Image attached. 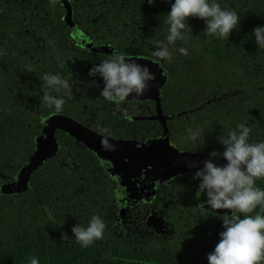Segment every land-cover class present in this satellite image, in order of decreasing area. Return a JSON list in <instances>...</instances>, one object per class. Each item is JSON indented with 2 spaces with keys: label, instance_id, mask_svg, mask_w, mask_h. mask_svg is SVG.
I'll return each instance as SVG.
<instances>
[{
  "label": "trees",
  "instance_id": "16d2710c",
  "mask_svg": "<svg viewBox=\"0 0 264 264\" xmlns=\"http://www.w3.org/2000/svg\"><path fill=\"white\" fill-rule=\"evenodd\" d=\"M69 1L74 16L108 17V39L117 42L119 47L130 48L132 53L152 52L148 50L153 48L155 40L163 42L167 33L170 0H155L151 6L147 0ZM217 2L239 17L240 24L229 38L218 39L206 34L203 21L189 18L191 31L170 48L171 58L157 59L168 71L161 91L165 112H184L187 101L198 103L196 106L201 109L195 107L196 116L204 118L199 117L200 123L190 125L212 133L206 134L211 139L204 142L199 139L194 144L218 145L219 153L223 151L221 141L236 130L237 124H249L251 142L264 139V49H258L250 36L254 27L264 25V0ZM9 5V0H0V11L10 12ZM18 13L29 17L37 13L62 16L64 9L58 0H44L39 5L35 2L19 8ZM8 22L0 16V157L12 158L19 165L29 149L23 140L35 134L30 133L33 130L28 125L30 120L19 117L26 105L8 100L11 94L5 81L11 79L3 69L12 50L6 44L10 32ZM45 38L48 42L56 41L52 36ZM178 47L186 48V54H179L175 50ZM33 49L30 44L28 53H16L13 57L18 63L21 59L28 63L35 55ZM15 140L18 141L15 143ZM67 149L73 158L72 167L51 166L43 171L47 177H54L55 171L60 175V189L52 180L51 184L49 179L41 182L36 173L28 191L38 197L34 199L31 195L32 202L20 197L0 204V264H28L31 256L37 258L38 264H207V254L219 239L214 235L219 219L202 213L186 221L180 213L181 219H171L174 231L169 236L119 233L108 219L113 192L110 182L101 174L99 159L80 142L71 146L69 143ZM13 170L0 167L7 175ZM46 184L51 186L45 189ZM256 186L264 188V179L257 180ZM37 199L42 202L41 206ZM258 210L259 207L255 213ZM93 214L105 223L103 238L81 248L71 239V228L78 223L85 225ZM61 233L68 234L69 240H61Z\"/></svg>",
  "mask_w": 264,
  "mask_h": 264
},
{
  "label": "flooded vegetation",
  "instance_id": "af4514ba",
  "mask_svg": "<svg viewBox=\"0 0 264 264\" xmlns=\"http://www.w3.org/2000/svg\"><path fill=\"white\" fill-rule=\"evenodd\" d=\"M40 1L43 2L44 0H9L10 5L8 10L10 12L0 11V16L9 21V40L6 44L12 49L11 54L7 55L6 66L3 68L8 72L7 78L11 79L5 81L11 94V96H8V100H12V104L26 105V110L21 112L19 117L26 121L30 120L31 123L28 125L32 126L31 129H33L30 133L35 134L33 137H29L28 140L26 139L22 142L23 145L29 146V149L25 156H23L21 164L15 165L12 158L0 157V167L14 169L9 175L0 171V185L13 183L19 171L33 157L37 149V138L42 135L45 121L49 117L55 115L68 117L89 131L117 140L158 138L161 136L163 130L161 123L154 118L158 114L155 99L128 98L124 102L106 100L100 95L99 88L103 85L99 77L96 78V83H94L88 76V69L93 64L108 59L112 55L109 52L101 51V49H110L114 52L122 53L125 57H145L149 61L157 63L164 70V74L167 77V69L152 55L158 40H155L152 44L153 48H149L148 51L151 50L152 52L141 50L138 53H132L130 48L119 47L117 42L108 39V33L106 32V29L109 27L106 23L109 19L108 17L74 16L71 6L72 12L69 23L66 18L67 11L60 0L58 1L64 9L62 16H46L44 13H37L35 17L19 15V8L24 9V7L35 2H38L39 5ZM47 36L55 37L56 41L48 42L45 38ZM20 42L22 43L20 44ZM30 44L34 47L33 52L36 56L32 55L33 57L28 63H25L24 59H21L20 63H18L17 59L13 57L14 54L28 53V46ZM22 48L23 50L21 51ZM170 51L172 50L170 49ZM46 72L59 73L69 83L68 95L64 96L65 104L62 106V111L60 112H56L40 102L39 97L42 94L40 77ZM60 95H64V90L61 91ZM196 105L198 103L193 104L187 101L186 107L183 109L184 112L166 113L163 108L162 95L160 96L162 115L164 118H167L166 124L173 146L183 152L208 157V153L212 151L217 152L218 145L211 147V144H200V146L186 139L187 129H197L191 126L192 124L190 125V123L196 121L200 123L198 118H204V116H196L195 107L201 109ZM246 126L249 127V124L247 123ZM101 129L106 131L101 132ZM199 130V139L202 142L211 139L206 136V134H211V131L207 133L204 128H199ZM55 137L57 142L56 154L31 173L28 189L36 173H38V179L41 182L44 183L49 179V183L51 184L52 180L54 182L53 185L57 189H60V175H56L57 172L55 171L54 177H50L49 175L47 177L43 175V171L45 170L46 172V168L51 166L60 168L62 165H68L72 167L73 158L69 155L67 146L69 143L71 146L74 142L80 141H77L61 130L55 132ZM17 141L15 140V143ZM82 145L90 151L84 144ZM218 159H222V157L214 158V161ZM224 163V160L216 162L217 165L221 166ZM101 169L103 170L101 174L107 178L112 186V201L110 202V206L108 205L107 210L110 222L113 221L115 215L119 214L140 218L139 220L134 219L132 221L130 229H125V227L120 228L117 231L119 233L131 236L136 234H145L150 237L169 236L174 231L172 221L174 219H181L180 213L183 214L186 221L202 213H206L209 218L219 219L218 216H215L217 213L200 206V203L205 199L203 194H201L199 199L195 196L198 184V181L192 178V173L195 169H188L181 174L172 176L170 179H168L169 171H167L164 174L166 178L161 177L162 179L155 181L153 190L146 189L144 191V193L150 194L148 201L145 203L140 201L139 205L132 202L129 207L121 204L116 208L113 207L115 196L114 184L103 165ZM161 173L162 171L159 170L158 176L162 175ZM136 178L141 182H151L150 176H146L145 172L138 173ZM50 186L44 185L45 189ZM28 189L22 193L0 195V204L8 200L19 199L20 197L32 202L31 195H34V199L39 195L30 193ZM144 197L146 199L145 195ZM37 203L41 206L42 202L40 199H37ZM257 212H264V210L259 209ZM148 214L157 215L161 219L160 223L156 226L152 224L151 227L146 225L142 221L145 220ZM252 214H255V210ZM184 220L183 222H185ZM140 221L139 229L135 228V225ZM215 227L214 235L217 238L219 237V232L222 231L220 219L217 221Z\"/></svg>",
  "mask_w": 264,
  "mask_h": 264
},
{
  "label": "clouds",
  "instance_id": "9594fccd",
  "mask_svg": "<svg viewBox=\"0 0 264 264\" xmlns=\"http://www.w3.org/2000/svg\"><path fill=\"white\" fill-rule=\"evenodd\" d=\"M144 2V0H143ZM155 0H147L151 6ZM189 18L203 21L204 32L218 39L229 38L230 33L240 24L233 10L221 8L217 0H170L166 13L167 33L163 42L158 41L152 55L161 60L171 58L170 48L176 41L183 40L188 31ZM258 49H264V25L254 27L250 33ZM186 54L184 47L175 49ZM88 76L96 83L99 77L102 87L100 95L109 101L124 102L129 97H140L148 89L155 77L146 65L126 59L122 53L113 52L108 59L93 64ZM40 102L56 112L62 111L64 96L68 95L69 83L59 73L46 72L41 77ZM64 90V95H60ZM101 132L106 131L104 129ZM186 139L198 141L200 130L189 128ZM250 129L245 124H237L236 130L228 133L221 141L223 151L208 153L192 173L198 181L195 196L203 194L200 203L209 210H228L217 212L222 231L212 251L207 254V264H264V188L256 186V181L264 179V139L250 142ZM101 150H111L106 136L100 139ZM222 157L225 163L217 165L214 158ZM103 219L93 214L85 225L75 224L71 228V239L81 248H87L94 241L103 238L105 230ZM61 240H69L61 233ZM28 264H38L35 256L28 257Z\"/></svg>",
  "mask_w": 264,
  "mask_h": 264
},
{
  "label": "water",
  "instance_id": "95a60500",
  "mask_svg": "<svg viewBox=\"0 0 264 264\" xmlns=\"http://www.w3.org/2000/svg\"><path fill=\"white\" fill-rule=\"evenodd\" d=\"M60 1L67 11L66 18L70 23L72 12L70 2L69 0ZM101 51L111 54L114 52L110 49H101ZM125 58L134 60L141 65H146L155 77L148 89L138 98L155 99L158 114L154 118L163 127L161 136L147 140H117L106 136L112 148L111 150L102 151L100 145L102 135L83 128L68 117L62 115L49 117L45 121L42 135L37 138L35 154L19 171L13 183L0 185V195L22 193L28 189L31 173L56 154L57 142L55 132L57 130H61L77 141H80L90 151L96 154L114 184V208L121 204L129 207L132 202H135L137 205H139L140 201L145 203L149 200L150 194L144 193V191L146 189L153 190L155 181L162 179L161 177L166 178L164 174L167 171H169L168 179H170L172 176L181 174L188 169H196L204 160L209 158L200 154L180 151L171 143L166 124L167 118L163 117L160 106L161 91L166 84L164 70L157 63L149 61L145 57ZM221 160L223 159H218L214 163ZM159 170L162 171V175L158 176ZM143 172L146 173V176H150L151 182L146 183L137 180L136 175ZM144 195L146 199H144ZM205 208H207L206 205ZM222 211L224 210H216L213 212L217 213ZM45 213L52 221L50 212L47 209H45ZM134 219L139 220L140 218L124 214L115 215L111 222V227L116 230L123 227L130 229L129 227L132 226ZM160 220L157 215L148 214L142 222L151 227L152 224H155L154 226L158 225ZM140 223L141 221L135 225V228L139 229Z\"/></svg>",
  "mask_w": 264,
  "mask_h": 264
}]
</instances>
